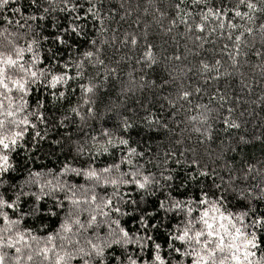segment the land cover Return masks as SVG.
<instances>
[{"label": "trees", "instance_id": "obj_1", "mask_svg": "<svg viewBox=\"0 0 264 264\" xmlns=\"http://www.w3.org/2000/svg\"><path fill=\"white\" fill-rule=\"evenodd\" d=\"M174 2L103 0L101 4L97 0L96 7L103 24L94 22L89 16L80 21L84 27L79 36L71 31L64 32L71 17L60 11L62 0H51V3L49 0H37L38 7L31 0H10L0 9V27L19 33L23 37L19 41L22 46L32 39L39 42L37 54L42 60L38 65L40 68H50L53 74H60L65 71L63 65L67 64L68 75L76 76L75 64L84 59L83 53L86 51L99 50V59L104 61V65L96 64L95 59L85 61L82 78L69 80L66 85L56 89L46 87L47 81L37 84L27 98L29 111L35 110L36 105L43 102V107L39 109L43 121L29 117L36 127H28L19 146L5 153L9 156L11 167L0 174V196L17 205L15 209H4L10 220L20 221L13 226V235L17 230L25 232L26 236L29 233L42 238L52 235L56 237V242L65 235L71 236V233L62 231L61 225L77 218L84 222L87 214L69 216L77 211V207L66 198L71 195L67 186H74V198L91 196L94 190L98 202L101 197L111 198L112 206L120 208V212H111L108 218L97 216L98 222L106 220L99 230L101 236L106 235L108 223L119 220L120 227L130 234L153 238L152 241L143 242V251L135 244L128 246L127 253L138 264H151L154 243L161 245V256L169 259L168 244L171 242L180 247V242L171 241L170 235L177 233L184 219L183 213L168 210L172 202L198 199L201 190L209 191L211 196L216 192L214 184L221 185L219 191L227 197L225 207L228 211L237 212L246 208L247 200L237 193L241 189H251L249 199L264 215V199H257L264 195V56L255 54L257 50L264 53V41L259 35L264 13L257 12L252 22L239 18L234 21L254 30L252 35L246 34L243 38L247 44H241V54L237 56L234 66L227 51L221 52L224 44H229L231 50L232 42L220 37L219 32L208 36L201 48L199 42L195 41L199 33H188L182 24H170L171 19L176 18L172 7ZM228 6L234 7L231 0ZM181 7L194 14L200 10L190 0H186ZM45 8L49 9L48 13H44ZM241 10L247 11L244 7ZM160 13H164V16L161 17ZM33 15H43L45 18L32 20L30 17ZM9 20L11 24H7ZM17 22L23 27H18ZM169 27H172L170 33L167 31ZM125 34L135 36L137 45L132 46L130 41L125 43ZM235 35H239V30L233 32ZM57 36L67 43H60ZM92 40H96L95 46L90 44ZM146 43L152 45L157 60L151 67L143 61L137 63L141 60ZM29 56L26 54L25 59ZM176 56L181 59L175 60ZM216 60L221 61L220 72L229 75H220L219 79L214 80L211 77L217 73L202 72L201 62L211 65ZM109 69H115V73L109 72ZM88 83L95 84L96 88L85 96L79 85ZM181 86L192 93L190 104L176 100ZM196 88L201 91L196 92ZM60 91L65 96L54 99L52 93L58 95ZM221 95L227 98L223 108L220 107ZM85 99L91 103L85 104ZM169 100L175 102L174 107ZM201 104L212 109L207 114L205 125H201L199 120L204 111L197 107ZM228 108L234 111L229 114L226 111ZM73 109H77L79 114ZM150 115L152 124L145 119ZM193 116L198 119L190 120ZM225 118L240 127L225 131ZM125 120L131 127L124 128ZM197 127L201 129L200 132L194 131ZM104 129L111 133L117 147L107 145V137L102 135ZM37 132L39 136L35 135ZM207 136H211V139H207ZM121 139L128 140V145H119ZM103 147H107L108 151H102ZM129 148L144 153L143 156L128 157L131 165L121 163L128 156ZM117 163H121L119 171L108 174V178L118 179L122 172L138 171L141 182L145 175L155 179L145 189H139L131 183L118 187L96 184L84 175L65 171L88 170L90 167L98 171ZM249 166L253 169L251 172ZM202 171L209 175L201 176ZM168 176L172 179H165ZM244 176L248 179L244 180ZM84 189L90 191L85 193ZM225 189L229 191L224 192ZM245 195H248L247 191ZM161 202H165V208L160 207ZM141 217L147 221V228L141 227ZM4 227L7 225L0 221V228ZM260 248L264 250V243ZM68 250L73 251L71 246H68ZM7 251L12 253L10 249ZM123 251L116 245L106 250L104 264H116L107 259L112 255L121 256L124 260ZM260 254L261 251L257 250L254 259L258 260ZM178 261L180 257L172 253L169 264H177ZM21 264L31 262L22 260ZM71 264L82 262L75 258ZM181 264L184 262L181 261Z\"/></svg>", "mask_w": 264, "mask_h": 264}, {"label": "snow or ice", "instance_id": "obj_2", "mask_svg": "<svg viewBox=\"0 0 264 264\" xmlns=\"http://www.w3.org/2000/svg\"><path fill=\"white\" fill-rule=\"evenodd\" d=\"M9 2L10 0H0V9L9 4ZM49 2L51 3V0ZM99 2L102 4L103 0H99ZM31 3L37 5V0H31ZM62 3L63 7L60 8V11L68 13L71 17L68 27L64 29L65 33L71 31L79 36L84 27V25L80 24V21L86 20L89 16L92 17L94 22L103 24L99 9L96 7L97 0H62ZM185 3L186 0H175L172 4L176 18L171 19L170 24L172 26L182 24L186 26L188 33H199L195 36V41L199 42V47L201 48L207 42L208 36L219 32L220 37H226L228 41L232 42L231 50H229V44H224L221 52L227 51L229 59L235 66L237 64V56L241 54V44H247V41L243 38L246 34L252 35L254 30L252 27H245L243 24L234 21L237 18L242 21H254L257 12L264 13V0H231L234 7L228 6L229 0H190L192 5L200 9L195 14L181 7ZM85 5L91 6L85 7ZM258 5L262 6L258 7ZM241 7L246 8L247 11H242ZM14 11L18 12L19 9ZM43 11L48 13L49 9L45 8ZM160 15L163 17L164 13H160ZM30 18L36 20L44 19L45 17L43 15L40 17L33 15ZM11 23L12 21H7V24ZM17 26L23 27L18 22ZM52 27L55 28L56 25H52ZM259 29L260 38L264 41V23L259 25ZM237 30H239V35L233 36V32ZM167 31L170 33L172 27H169ZM22 38L19 33L8 31L7 27H0V150H2L0 151V174L6 173L11 167L8 163L9 156L5 153L19 146V141L23 139L28 127L33 129L36 127L29 117L43 121V115L39 112V109L43 107V102L38 103L35 110H28L29 102L27 98L33 92L34 86L47 81L46 87L56 89L58 86L66 85L69 80L82 78L85 61L95 59L96 64L104 65V61L99 59V50L97 52L86 51L83 53L84 59L80 63L75 64L77 68L76 76L68 75L67 64L63 65L65 68L63 73L53 74L50 68L38 67L42 62L41 57L37 54L39 42L36 39H32L30 43L22 46L19 43ZM45 39L47 38L45 37ZM56 39L62 44L67 43L60 36H57ZM129 41L132 46H136L138 43L135 36L125 34L124 42L128 43ZM96 43V40L90 41L92 46H95ZM26 54H30L28 59H25ZM255 54L258 57L264 56V53L260 50H257ZM174 59L179 61L181 57L176 56ZM141 61L148 67L157 63L151 44L146 43L144 45L141 60H138L137 63ZM220 67V60H216L211 65L201 62L202 72L211 73L215 71L217 73L216 76L211 77L214 80L219 79L220 75H229L227 72L221 73ZM108 71L115 73V69H109ZM105 79H107V76ZM79 88L85 96H88V94L94 92L96 85L92 83L81 84ZM195 91L200 92L201 89L196 88ZM52 95L54 99H60L65 96V93L60 91L57 95V93L53 92ZM191 95V92L181 86L177 91L176 100L187 101L190 104L189 97ZM219 100L221 101L220 107L223 108L227 98L221 95ZM84 103L88 104L91 101L85 99ZM169 104L173 107L175 106V102L172 100H169ZM197 107L204 110L199 120L201 125H205L207 123V114L212 109L204 104L197 105ZM72 111L76 112L77 115L79 114L77 109ZM91 111L89 109V113ZM226 111L231 114L234 109L228 108ZM145 119L149 124L153 123L151 115L145 117ZM197 119L198 117L196 116L190 118L192 121ZM156 122L158 123L159 121L157 120ZM223 122L227 126L225 131L228 128L240 127L239 124L227 118ZM123 126L125 129L131 127L126 120ZM194 131L200 132L201 129L197 127ZM205 132H207V129H205ZM35 135L39 136V132ZM102 135L107 137V145L118 146L113 143L111 133L107 129L102 130ZM206 138L211 139V136ZM240 139L243 141L244 138L241 137ZM128 143L129 141L125 139L118 141L119 145L127 146ZM102 151L107 152L108 148L103 147ZM134 155L143 156L144 153L137 152L135 148H129L128 156L121 163L131 165L132 161L128 157ZM121 163L103 167L98 171L92 167L88 170L66 169L65 171H71L76 175H84L89 180H94L96 184L103 183L118 187L120 184L131 183L135 184L139 189H145L155 179L154 177L150 179L149 176L145 175L142 177L143 182H141L138 171L122 172L118 179L108 178V174L113 171H119ZM193 163L195 164L196 161L194 160ZM252 170V167L249 166V172ZM200 175L208 176L209 173L202 171ZM126 177L131 178L126 179ZM165 179L171 180L172 177L168 176ZM235 179L231 178V180ZM243 179L247 180L248 177L244 176ZM73 187L67 186V191L71 192V195L66 198L77 207V211L70 213L69 216H79L82 213H86L87 218L84 222H81L79 218L73 219L71 222L65 221L61 225V229L65 234L71 233L72 235L63 236L59 242H56V237L52 235L42 238L29 233L26 236L25 232L19 230L15 231L13 235V226L18 225L20 221L10 220L8 213L4 209H15L17 205L15 202L10 203L3 196H0V221L7 225V227L0 228V264H21L22 260L31 262V264H71V261L75 258H79L82 264H104L106 250H111L114 245L124 250L125 259L122 260L121 256L112 255L107 257L108 260L115 261L116 264H138V261L127 253L128 246L135 244L139 250L143 251L145 247L143 242L152 241L153 238L149 235L130 234L129 231L120 227L119 220H112L111 223H108L106 235L101 236L99 230L105 225L106 220L98 222L97 216L108 218L111 212H120V208L112 206L113 201L111 198L104 199L101 197L98 202V197L94 190H92L91 196L85 195L83 199L74 198L76 197V191L72 190ZM255 187H259V185ZM213 188L216 192L211 196L209 191L201 190L198 199L189 198L172 202L171 208L168 210H175L184 215L177 233L170 235V240L179 241L180 247H176L174 243L170 242L168 244L169 259H165L160 254L161 245L154 243L151 264H169L172 253L180 257V261L177 264H181V261L184 264H262L264 262V250L260 248L261 244L264 243V239H262L264 237V215L259 213L257 206L249 199L251 189H241L237 193L242 199L247 200V206L240 211L232 212L225 207L227 197L223 192L219 191L221 185L214 184ZM231 190L236 191L235 189ZM88 191L90 190L84 189L85 193ZM227 191L229 189L224 190V192ZM246 191L248 195H245ZM257 199H264V195ZM81 205L84 207L81 208ZM160 207L165 208V202H161ZM149 215L154 214L150 213ZM140 224L143 228L148 227V223L143 217H141ZM112 225L116 227H112ZM73 226H75V232H73ZM90 232L91 234H89ZM68 246H71L73 251H69ZM9 249L12 250L11 254L7 251ZM24 249L29 251L25 252ZM257 250L261 251L258 260L254 259L257 257Z\"/></svg>", "mask_w": 264, "mask_h": 264}]
</instances>
